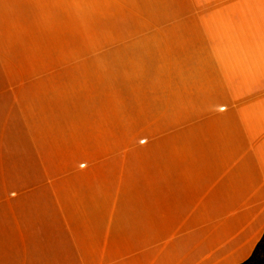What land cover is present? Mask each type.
Returning <instances> with one entry per match:
<instances>
[{
  "label": "rangeland",
  "instance_id": "374dc122",
  "mask_svg": "<svg viewBox=\"0 0 264 264\" xmlns=\"http://www.w3.org/2000/svg\"><path fill=\"white\" fill-rule=\"evenodd\" d=\"M261 106L264 0H0V219L215 216L204 126Z\"/></svg>",
  "mask_w": 264,
  "mask_h": 264
},
{
  "label": "crops",
  "instance_id": "0c3cea01",
  "mask_svg": "<svg viewBox=\"0 0 264 264\" xmlns=\"http://www.w3.org/2000/svg\"><path fill=\"white\" fill-rule=\"evenodd\" d=\"M261 111L204 126V136L221 139L219 153L203 165L204 198L219 209L215 216L210 210L205 219H0V264L244 262L264 233ZM56 138L48 139L51 153L64 142Z\"/></svg>",
  "mask_w": 264,
  "mask_h": 264
},
{
  "label": "trees",
  "instance_id": "16d2710c",
  "mask_svg": "<svg viewBox=\"0 0 264 264\" xmlns=\"http://www.w3.org/2000/svg\"><path fill=\"white\" fill-rule=\"evenodd\" d=\"M240 264H264V233L250 257Z\"/></svg>",
  "mask_w": 264,
  "mask_h": 264
}]
</instances>
